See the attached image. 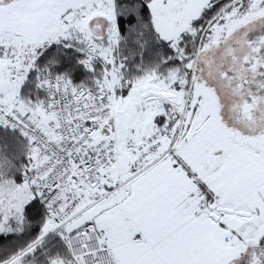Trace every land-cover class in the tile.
I'll list each match as a JSON object with an SVG mask.
<instances>
[{"label": "snow or ice", "instance_id": "1", "mask_svg": "<svg viewBox=\"0 0 264 264\" xmlns=\"http://www.w3.org/2000/svg\"><path fill=\"white\" fill-rule=\"evenodd\" d=\"M0 264H264V0H0Z\"/></svg>", "mask_w": 264, "mask_h": 264}]
</instances>
